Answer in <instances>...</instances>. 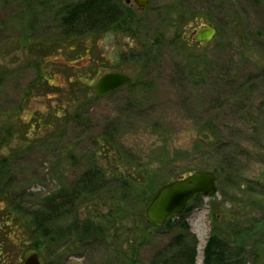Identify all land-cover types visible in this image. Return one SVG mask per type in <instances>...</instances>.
I'll return each mask as SVG.
<instances>
[{"label": "rangeland", "instance_id": "obj_1", "mask_svg": "<svg viewBox=\"0 0 264 264\" xmlns=\"http://www.w3.org/2000/svg\"><path fill=\"white\" fill-rule=\"evenodd\" d=\"M76 1L0 0V159L9 162L2 191L12 201L0 195V244L11 264L32 253L41 264H148L183 222L198 241L197 264L213 232L242 249L243 264H264V0H148L145 10L121 0L137 12L127 32L62 45L57 13ZM194 19L192 28L215 29L206 46L190 41ZM148 49L149 62L129 58ZM108 72L136 85L95 96ZM213 133L216 150L193 148ZM89 167L111 190L130 172L154 170L155 192L194 171H222L216 192L189 202L174 228L145 221L149 202L139 219L130 205L115 211L101 200L78 214L106 225L103 244L7 246L16 241L2 224L7 209L37 208L78 187Z\"/></svg>", "mask_w": 264, "mask_h": 264}, {"label": "trees", "instance_id": "obj_2", "mask_svg": "<svg viewBox=\"0 0 264 264\" xmlns=\"http://www.w3.org/2000/svg\"><path fill=\"white\" fill-rule=\"evenodd\" d=\"M135 13L137 12L133 11L121 0H78L73 2L61 8L57 13L58 24L65 39L61 44H66L67 46L79 45V39L82 37L99 36L112 30L122 33L127 32L132 16ZM154 47L157 48V45L152 43L150 48ZM149 54L150 50L148 49L143 54L138 55L139 57L133 55L134 57L130 56L129 58L132 61L137 60L136 63L149 62ZM40 79L45 85L48 84V77L42 76ZM135 85V83L131 82L126 87ZM197 137L200 138L195 140L193 146L195 150L196 148L198 150L203 149L204 144L206 148L215 150V145H222L219 143L215 133L208 136L209 138H205L204 135H198ZM8 163L7 159H0V195H2L6 204L10 206L12 201H9L6 194L2 191L4 180L9 176L6 171ZM228 165L230 167L235 166L232 162H229ZM153 171L147 169L144 172L139 171L138 174L130 172L127 174V178H123L120 181L117 180L120 184L117 185V188L111 190L109 181L104 178L102 171L97 167H89L79 178L78 187L68 191L62 189L57 194L44 197L35 209L24 208L20 204L17 206L12 205V208L6 210L8 217L2 224L7 226L10 223L12 225L11 234L16 241H11V244L9 242L10 245L7 246L18 247L19 249V246L23 245L25 241H33L38 243V249L40 246L51 247L62 240H66L79 248L91 246L90 243L95 242L103 244L106 225L96 219L97 217L86 216L81 218L78 214L80 205L88 202L96 203L101 200L103 202L104 200H109L112 202L111 206L115 208V211L121 206L126 209L130 205L131 215L133 217L136 215V218L141 219L143 207L155 194L153 186H158L157 183L152 181ZM212 171L218 178L222 170L219 173L216 170ZM196 199L198 197L193 200ZM187 207L184 212L188 211ZM182 214L169 219L161 227L174 228L175 222L182 218ZM124 217L127 219V214ZM179 226L181 231L174 234L164 247V250L156 253L148 264H197L198 241L195 236L186 234L188 229L186 223L183 222ZM5 244L3 245L5 246ZM3 245L0 244V264H11L12 261L7 255V248L2 247ZM242 252L239 246L234 247L213 232L205 241L200 264H243ZM17 255H15V261L20 264ZM127 262L130 264L134 263L125 261V263Z\"/></svg>", "mask_w": 264, "mask_h": 264}, {"label": "water", "instance_id": "obj_3", "mask_svg": "<svg viewBox=\"0 0 264 264\" xmlns=\"http://www.w3.org/2000/svg\"><path fill=\"white\" fill-rule=\"evenodd\" d=\"M139 9H145L148 0H132ZM215 34L211 24L201 27L195 35V42L206 46ZM131 78L122 72L104 73L93 88L96 96H105L128 85ZM217 178L213 172L194 171L160 186L144 211L145 221L152 226H162L174 216L180 215L187 203L198 195H211L216 192ZM23 264H41L35 253L27 256Z\"/></svg>", "mask_w": 264, "mask_h": 264}, {"label": "flooded vegetation", "instance_id": "obj_4", "mask_svg": "<svg viewBox=\"0 0 264 264\" xmlns=\"http://www.w3.org/2000/svg\"><path fill=\"white\" fill-rule=\"evenodd\" d=\"M128 4H129V1H126ZM130 5V4H129ZM131 6V5H130ZM129 6V7H130ZM131 8V7H130ZM198 22H200V21H198L197 19H194L193 20V22H189L186 26H185V28L190 32L189 34H190V41H192V42H194L195 44H197L196 42H195V35L201 30V28H192V25L193 24H198Z\"/></svg>", "mask_w": 264, "mask_h": 264}]
</instances>
